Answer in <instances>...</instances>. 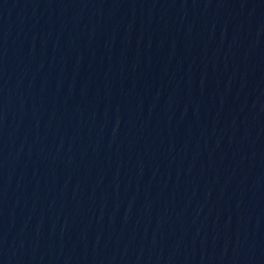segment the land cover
Masks as SVG:
<instances>
[{
    "label": "water",
    "instance_id": "obj_1",
    "mask_svg": "<svg viewBox=\"0 0 264 264\" xmlns=\"http://www.w3.org/2000/svg\"><path fill=\"white\" fill-rule=\"evenodd\" d=\"M0 264H264V0H0Z\"/></svg>",
    "mask_w": 264,
    "mask_h": 264
}]
</instances>
